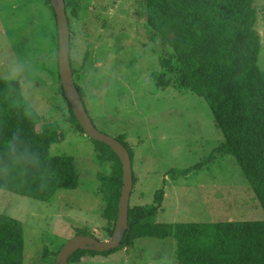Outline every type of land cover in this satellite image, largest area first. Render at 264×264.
Returning <instances> with one entry per match:
<instances>
[{
  "label": "rangeland",
  "instance_id": "1",
  "mask_svg": "<svg viewBox=\"0 0 264 264\" xmlns=\"http://www.w3.org/2000/svg\"><path fill=\"white\" fill-rule=\"evenodd\" d=\"M73 78L95 126L117 136L132 151L129 205L150 203L163 188L156 221L262 220L264 211L235 159L213 152L222 141L206 101L178 86L163 69L172 57L167 38L155 35L144 18L145 0H65ZM264 70V0H254ZM55 21L47 0H0V79L15 80L20 92L55 129L51 155H71L78 186L42 201L0 189V212L23 228V264H56L54 252L76 234L109 238L96 143L67 120L57 77ZM165 72L162 83L157 75ZM213 159L171 179V168ZM151 220V219H150ZM173 237H140L107 255L79 253L69 264H177Z\"/></svg>",
  "mask_w": 264,
  "mask_h": 264
},
{
  "label": "trees",
  "instance_id": "2",
  "mask_svg": "<svg viewBox=\"0 0 264 264\" xmlns=\"http://www.w3.org/2000/svg\"><path fill=\"white\" fill-rule=\"evenodd\" d=\"M253 1L145 0L144 18L155 35L167 38L171 34L172 57L161 61L163 69L175 76L179 87L206 101L222 133L213 152L235 159L264 211V70L258 64L261 45L254 27ZM55 57L57 67V53ZM164 74H157L162 83L168 82L163 80ZM57 77L60 83L58 67ZM75 84L84 103V91ZM60 94L67 106L66 120L85 133L61 83ZM39 121L18 82L0 79V189L51 201L59 190L78 186V171L73 156L49 153L55 129L49 123L38 125ZM115 138L127 148L132 163V151L123 134ZM91 139L99 150L96 159L109 162L110 172H98L96 178L104 201L101 214L110 235L122 186L121 163L107 144ZM213 157L210 153L201 162L171 168L167 174L171 179L187 175ZM132 178L134 181L133 172ZM163 196V188H158L150 203L129 205L128 227L118 247L102 252L77 249L68 263L79 253L107 255L140 237L170 236L175 240L177 264H264V219L158 222L155 216ZM23 240L22 222L0 212V264H23Z\"/></svg>",
  "mask_w": 264,
  "mask_h": 264
},
{
  "label": "water",
  "instance_id": "3",
  "mask_svg": "<svg viewBox=\"0 0 264 264\" xmlns=\"http://www.w3.org/2000/svg\"><path fill=\"white\" fill-rule=\"evenodd\" d=\"M55 13L57 31V67L60 83L71 110L84 132L91 138L107 144L117 155L122 169V186L118 198L117 215L113 230L106 240L89 234H76L68 238L56 254V264H69L68 258L77 249H90L98 252L118 247L128 227V207L133 186L132 163L127 148L114 136L100 131L88 114L81 95L76 87L69 54V23L65 1L49 0Z\"/></svg>",
  "mask_w": 264,
  "mask_h": 264
}]
</instances>
